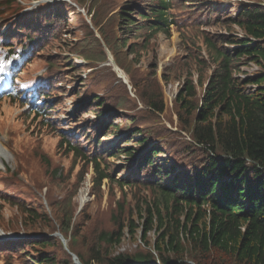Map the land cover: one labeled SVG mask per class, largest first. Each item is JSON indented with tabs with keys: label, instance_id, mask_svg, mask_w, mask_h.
Returning a JSON list of instances; mask_svg holds the SVG:
<instances>
[{
	"label": "rangeland",
	"instance_id": "1",
	"mask_svg": "<svg viewBox=\"0 0 264 264\" xmlns=\"http://www.w3.org/2000/svg\"><path fill=\"white\" fill-rule=\"evenodd\" d=\"M149 1L0 0V89H4L3 78L7 77L16 61L14 57L7 62L4 59L6 51L15 50L22 55L29 50L28 40H38L34 42L37 47L32 49L29 63H25L15 77L21 81H43L45 87L41 100L44 98L48 102V110L51 111L33 119L29 106L24 105L21 99L0 100V146L8 155L0 158V264H32V256L27 257L28 252L19 255V251H31L28 245L24 248L23 242L41 236L54 239L51 246L43 249L45 252L56 254L60 264H72L66 258V251L56 233H59L58 221L62 215L78 210L77 198L81 193L85 195L86 207L84 219L78 225V239L75 244L70 243L74 252L85 253L87 244L94 241L100 231H109L114 214L141 224L139 211L152 203L153 194L146 186H121L117 183L126 174L122 168L127 163L126 157L114 156L113 152L122 136L103 135L99 124L107 114L114 116L126 112L136 118L137 124L149 134L163 128L175 131L177 118L173 99L189 77V72L196 82L195 60L207 59L206 37L226 32L223 19L233 16L240 3L256 2L171 0L175 23L170 26L169 35L157 33L147 49L140 50L137 57L127 54L126 45L118 47V54L111 53L101 32L118 41L120 29L117 27L121 22L113 17L114 13L121 6H137ZM63 3L76 9L59 11L65 18L60 29L55 31V24L49 21L52 26L48 25L44 18L47 19L48 11ZM89 12L95 14L93 20L88 17ZM93 38H97L99 43ZM134 41L141 40L131 39L127 44ZM102 50L106 55L104 62L99 59ZM119 58L122 66L116 61ZM111 60L124 74L121 79L123 87L118 84V73L112 72ZM3 61L6 62L3 64ZM243 69L248 70L247 67ZM208 73L206 71L204 77ZM200 91L199 87L198 93ZM155 92H160L165 104L160 115L146 112L142 103L143 97ZM94 96L103 97L104 103L112 108L100 115H97L99 110L96 113L76 110L77 101ZM117 122L120 130L129 126L125 120ZM181 134L184 136L182 141L188 144L187 134ZM61 136L77 145L82 156L67 152L66 144L61 146ZM98 144H101L100 148ZM181 145L168 155H160V158L174 159L187 166L197 163V153H188L182 149L186 144ZM84 155H89V159L102 157L98 165L109 178L104 179L100 187L93 180V163ZM33 209L38 214L37 219H26V212L33 214ZM153 230L148 237H152ZM72 234L71 230L66 233V245ZM140 238V232L134 236L127 233L120 244L112 248V253L147 250L146 244L137 248L144 242ZM15 245L21 250H15ZM29 253L33 255L34 250Z\"/></svg>",
	"mask_w": 264,
	"mask_h": 264
},
{
	"label": "trees",
	"instance_id": "2",
	"mask_svg": "<svg viewBox=\"0 0 264 264\" xmlns=\"http://www.w3.org/2000/svg\"><path fill=\"white\" fill-rule=\"evenodd\" d=\"M263 3L264 0L240 3L233 16L223 19L226 32L206 37L207 59L195 60L196 82L189 72L173 99L177 118L175 131L163 128L149 134L126 112L114 116L107 114L99 124L103 135L122 136L113 152L114 156L126 157L127 163L122 167L126 174L117 183L146 186L151 190L153 200L139 211L141 224L112 215L111 229L100 231L95 240L87 244L85 253L74 252L70 243L73 245L78 239V225L84 219L86 204L74 213L65 212L58 221V232L66 239L69 230L73 233L64 249L69 262L74 264L72 252L80 264H264ZM172 8L171 0L121 6L113 16L121 22L117 27L120 29L118 41L101 32L105 46L116 55L118 47L126 45L127 54L137 57L157 33L169 35L170 26L175 23ZM75 9L63 3L48 11L44 21L50 26L54 23L53 29L57 31L65 18L59 11ZM87 15L90 20L95 16L91 12ZM138 38L141 41L127 44ZM93 40L99 43L97 38ZM34 42L39 41L28 40L29 50L22 55L15 50L8 52L18 54L20 65L24 66L31 59L32 49L37 47ZM99 56L103 61L105 52L102 50ZM116 61L123 65L120 58ZM249 66L257 69L248 73L243 67ZM206 71L209 73L204 77ZM118 79V84L123 87L124 82ZM142 103L146 106L145 111L152 115H160L165 109L160 92L143 97ZM76 104H79L76 110L82 113L99 110L97 115L112 108L100 96L81 98ZM30 106V113L34 112L36 118L51 112L44 98L30 102ZM118 120L129 122V126L118 129ZM182 132L187 134L188 144L182 141ZM61 137V146L66 144L67 152L82 156L77 145L67 137ZM182 143L186 144L183 150L197 153V163L187 166L174 159L160 158ZM84 156L93 163V180L100 187L101 182L109 178L99 168L102 157L89 159V155ZM54 172L58 173L57 170ZM37 217L35 209L33 214L26 212V219L35 221ZM152 229V237H148ZM138 232L144 242L137 248L146 244L147 250L112 253V248L119 245L127 233L134 236ZM53 241L51 237L41 236L23 242L24 248L28 245L31 251L24 249L21 252L17 245L15 250L20 252L19 255L28 252L26 256H32V264H60L56 254L43 250ZM32 250L33 255L29 253Z\"/></svg>",
	"mask_w": 264,
	"mask_h": 264
},
{
	"label": "bare ground",
	"instance_id": "3",
	"mask_svg": "<svg viewBox=\"0 0 264 264\" xmlns=\"http://www.w3.org/2000/svg\"><path fill=\"white\" fill-rule=\"evenodd\" d=\"M113 65V64H112ZM115 65H113L114 67ZM114 69L116 70V68L114 67ZM118 70V69H117ZM121 78H123L122 73H120ZM7 153H5V151L3 150V148L0 146V158H7ZM3 162V161H1ZM85 199V195L83 193H81V195L78 196L77 200L79 201V204L83 203Z\"/></svg>",
	"mask_w": 264,
	"mask_h": 264
},
{
	"label": "water",
	"instance_id": "4",
	"mask_svg": "<svg viewBox=\"0 0 264 264\" xmlns=\"http://www.w3.org/2000/svg\"><path fill=\"white\" fill-rule=\"evenodd\" d=\"M112 61V60H111ZM119 76H120V74H119ZM83 203H81V205H82ZM62 238V241H63V243L65 244V239H63V237H61ZM73 258V261L75 262V263H78V261L76 260V257L75 256H73L72 257Z\"/></svg>",
	"mask_w": 264,
	"mask_h": 264
}]
</instances>
